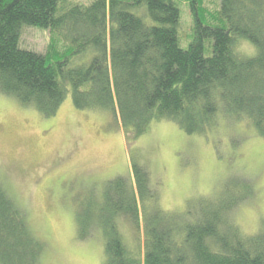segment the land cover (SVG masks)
Returning <instances> with one entry per match:
<instances>
[{
  "label": "trees",
  "instance_id": "16d2710c",
  "mask_svg": "<svg viewBox=\"0 0 264 264\" xmlns=\"http://www.w3.org/2000/svg\"><path fill=\"white\" fill-rule=\"evenodd\" d=\"M182 2L191 17L186 48L178 34ZM23 27L52 34L45 53L19 46ZM241 43L253 54H243ZM0 93L46 118L71 96L78 110L110 114L128 143L162 120L207 137L219 117L243 120L264 139V0H219L214 13L201 0H0ZM130 165L136 190L115 178L100 210L105 264H264V219L248 236L229 222L251 193L248 183L176 214L160 209L145 167L131 155ZM139 208L142 257L116 226L123 215L139 229ZM43 250L0 184V264H36Z\"/></svg>",
  "mask_w": 264,
  "mask_h": 264
},
{
  "label": "rangeland",
  "instance_id": "374dc122",
  "mask_svg": "<svg viewBox=\"0 0 264 264\" xmlns=\"http://www.w3.org/2000/svg\"><path fill=\"white\" fill-rule=\"evenodd\" d=\"M201 1L206 12L219 7V0ZM186 6L178 3L182 48L191 39ZM28 28H22L19 46L45 53L52 34ZM57 44L61 51L66 48L62 40ZM238 47L245 55L254 52L246 43ZM81 54L86 56H76ZM118 127L110 114L76 109L71 96L46 118L0 93V184L44 244L36 264H105L101 226L106 218L100 210L107 205L115 178H124L136 190L130 155L145 167L164 212L183 213L198 200L211 206L245 181L251 193L231 210L229 222L244 236L257 232L264 219V139L245 121L219 117L207 137L187 135L171 121H153L145 135L130 143ZM139 221L137 229L120 215L116 226L127 248L142 257L141 208Z\"/></svg>",
  "mask_w": 264,
  "mask_h": 264
}]
</instances>
